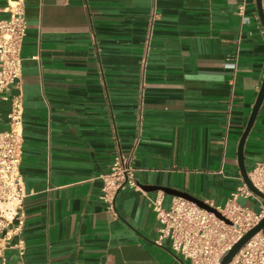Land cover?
<instances>
[{
	"label": "crops",
	"instance_id": "crops-1",
	"mask_svg": "<svg viewBox=\"0 0 264 264\" xmlns=\"http://www.w3.org/2000/svg\"><path fill=\"white\" fill-rule=\"evenodd\" d=\"M25 13L22 75L0 92V132L13 97L24 103L25 254L6 249L0 264H191L156 242L148 185L264 207L238 192V145L264 77L256 0H25ZM132 151L139 188L110 210L100 175ZM261 160L264 101L248 173Z\"/></svg>",
	"mask_w": 264,
	"mask_h": 264
},
{
	"label": "built area",
	"instance_id": "built-area-1",
	"mask_svg": "<svg viewBox=\"0 0 264 264\" xmlns=\"http://www.w3.org/2000/svg\"><path fill=\"white\" fill-rule=\"evenodd\" d=\"M264 10V0H262ZM10 17L0 20V92L11 87L22 75V48L28 23L25 0L9 3ZM245 5L239 7L244 15ZM156 17L155 8L152 20ZM233 68L236 64L232 63ZM9 129L0 132V255L6 249H16L22 260L25 241L22 237L27 196L21 171L24 144V103L21 95L13 97L8 115ZM131 153H118L110 169L101 174V199L107 208L115 210V199L121 190L139 188ZM253 184L264 193V160L256 162L249 172ZM245 197L254 196L247 186L239 189ZM165 193L161 190L149 198L150 207L158 221L156 242L170 241L171 249L191 264H219V258L264 216V207L257 212L236 202L237 193L223 207L215 206L229 222L217 217L197 203L175 196L169 207L164 206ZM207 203V202H206ZM23 264V263H20ZM230 264H264V234L257 233L247 242Z\"/></svg>",
	"mask_w": 264,
	"mask_h": 264
},
{
	"label": "water",
	"instance_id": "water-1",
	"mask_svg": "<svg viewBox=\"0 0 264 264\" xmlns=\"http://www.w3.org/2000/svg\"><path fill=\"white\" fill-rule=\"evenodd\" d=\"M257 5V11L259 15V19L264 27V10L262 6V0H256ZM264 101V77L263 81L260 87V90L258 92L257 98L255 100V103L252 108L251 115L249 117V120L247 122L246 128L242 134V137L240 139L239 145H238V165L242 174L243 181L245 185L248 187V189L255 194L256 196L260 197L264 200V193L260 191L251 181L248 173V169L245 164V146L247 139L252 131V128L257 120V116L259 114V111L261 109L262 103ZM148 191H155V190H163L167 194H172L175 196H181L186 199H189L195 203H197L200 207L213 212L217 217L225 220L226 222H229L228 219H226L225 216H223L216 208L210 206L205 201L189 194L186 192L178 191L176 189L167 188V187H159V186H152L148 185L144 187ZM264 230V216L261 219V221L250 231H248L240 240H238L228 251H226L218 260L219 264H230L233 260V258L240 252V250L244 247V245L249 242L257 233L263 232Z\"/></svg>",
	"mask_w": 264,
	"mask_h": 264
}]
</instances>
